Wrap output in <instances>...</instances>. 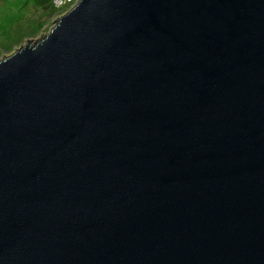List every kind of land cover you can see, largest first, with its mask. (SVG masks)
Segmentation results:
<instances>
[{
  "label": "water",
  "instance_id": "water-1",
  "mask_svg": "<svg viewBox=\"0 0 264 264\" xmlns=\"http://www.w3.org/2000/svg\"><path fill=\"white\" fill-rule=\"evenodd\" d=\"M0 264H264V0H78L2 57Z\"/></svg>",
  "mask_w": 264,
  "mask_h": 264
},
{
  "label": "rangeland",
  "instance_id": "rangeland-1",
  "mask_svg": "<svg viewBox=\"0 0 264 264\" xmlns=\"http://www.w3.org/2000/svg\"><path fill=\"white\" fill-rule=\"evenodd\" d=\"M66 9L53 7V0H0V59L48 34Z\"/></svg>",
  "mask_w": 264,
  "mask_h": 264
},
{
  "label": "built area",
  "instance_id": "built-area-1",
  "mask_svg": "<svg viewBox=\"0 0 264 264\" xmlns=\"http://www.w3.org/2000/svg\"><path fill=\"white\" fill-rule=\"evenodd\" d=\"M78 0H53V5L56 6L57 8H65L66 11H68L70 8H72ZM72 3V5H70ZM72 6V7H71Z\"/></svg>",
  "mask_w": 264,
  "mask_h": 264
},
{
  "label": "trees",
  "instance_id": "trees-1",
  "mask_svg": "<svg viewBox=\"0 0 264 264\" xmlns=\"http://www.w3.org/2000/svg\"><path fill=\"white\" fill-rule=\"evenodd\" d=\"M38 1L43 3V2H46L47 0H38ZM53 7H54V5H53Z\"/></svg>",
  "mask_w": 264,
  "mask_h": 264
},
{
  "label": "crops",
  "instance_id": "crops-1",
  "mask_svg": "<svg viewBox=\"0 0 264 264\" xmlns=\"http://www.w3.org/2000/svg\"><path fill=\"white\" fill-rule=\"evenodd\" d=\"M2 47H4V46H2ZM2 47H0V49H1Z\"/></svg>",
  "mask_w": 264,
  "mask_h": 264
}]
</instances>
